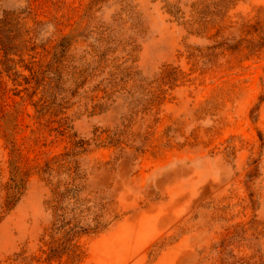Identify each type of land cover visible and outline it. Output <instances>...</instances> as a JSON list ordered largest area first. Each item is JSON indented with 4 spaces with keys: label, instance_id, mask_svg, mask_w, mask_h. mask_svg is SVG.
<instances>
[{
    "label": "rangeland",
    "instance_id": "obj_1",
    "mask_svg": "<svg viewBox=\"0 0 264 264\" xmlns=\"http://www.w3.org/2000/svg\"><path fill=\"white\" fill-rule=\"evenodd\" d=\"M0 264H264V0H0Z\"/></svg>",
    "mask_w": 264,
    "mask_h": 264
}]
</instances>
